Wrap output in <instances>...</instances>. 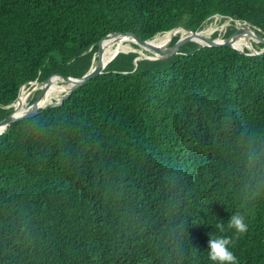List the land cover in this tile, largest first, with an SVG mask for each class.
Masks as SVG:
<instances>
[{
    "label": "trees",
    "instance_id": "trees-1",
    "mask_svg": "<svg viewBox=\"0 0 264 264\" xmlns=\"http://www.w3.org/2000/svg\"><path fill=\"white\" fill-rule=\"evenodd\" d=\"M215 15L264 35V0H0V121L23 84L84 75L111 32L151 39ZM138 56L0 134V264H211L209 235L264 264V53L188 41Z\"/></svg>",
    "mask_w": 264,
    "mask_h": 264
},
{
    "label": "water",
    "instance_id": "water-1",
    "mask_svg": "<svg viewBox=\"0 0 264 264\" xmlns=\"http://www.w3.org/2000/svg\"><path fill=\"white\" fill-rule=\"evenodd\" d=\"M228 19L232 20V18H228ZM235 22H238L241 25L243 24L244 26H242V27L237 26L236 31L233 32L229 36H226V37L217 36L214 38L213 37L206 38L203 35H201V32L203 29L193 30V29L187 28L183 25H179V26H176V27L172 28L171 30L165 32V33H171V36H170L169 40L162 45L155 44L152 42L153 39H155L160 34H157L155 37H153L151 39H142L138 35H136L135 33L131 32V31H128V32H111L99 42V48L93 57L92 65H91L90 69L84 75H82L81 77H73V76H66V75L54 76V77H58L60 79V81H62L64 84L68 85L66 92L64 93L63 97L59 101H55V102L47 103V104L43 103V98L45 97L46 91L50 87L54 77H50L46 81H40V80L36 79L34 81H30V82L23 84L20 88L17 100L6 106V107H13V111L7 117H5L4 119H2L0 121V134L4 133L7 130V128L11 124H13L14 122H16L18 120H22V119L27 118V117L34 116L38 113L39 110H43V109H46L49 107L62 105L63 102L65 101V99H67L76 88L83 85L89 79H91V78H93L99 74L104 73V71L107 68V66L109 65V63L111 61H113L117 57V55L121 52H123V53H128L131 51L138 52L139 56L135 59L136 65H137V61L140 59H143V58H147V59L170 58V57L180 53L181 47L188 41H195V42L199 43L201 47H203V46H230V47L237 49L241 53H246L248 55L263 54L264 53V35L258 33V31L260 29L256 26H254L251 22L246 21V20H235ZM180 29L184 30L186 32V34L179 33L178 40L174 44H171L174 37L177 35L176 31H178ZM165 33H161V34H165ZM242 34H247L251 39L250 40L251 46L246 47V49H240L234 45V41L236 39H238V37H240ZM111 36L118 37L119 39H124V40L126 38H128V39L132 40V43H134L138 46L137 48H141V49L143 48L142 49L143 51L140 52L137 49L130 50V51H124V50L117 51L114 54V56H112L109 59H105L104 58L103 42ZM254 42L263 43V46L261 48H259L254 44ZM144 50H146L147 52H151V54L145 52ZM28 84L29 85L43 84L44 87L40 90V93L37 96V98L32 103H30L24 111L18 112L17 107H15L14 105L17 102H19L22 89L24 86H26Z\"/></svg>",
    "mask_w": 264,
    "mask_h": 264
},
{
    "label": "bare ground",
    "instance_id": "bare-ground-1",
    "mask_svg": "<svg viewBox=\"0 0 264 264\" xmlns=\"http://www.w3.org/2000/svg\"><path fill=\"white\" fill-rule=\"evenodd\" d=\"M215 20H216V18H215ZM229 22H231V20H229L223 26L226 27V25L229 24ZM237 24H238V27L244 26L243 24L241 25L238 22H237ZM211 28L212 27L203 29L201 32V35H203L205 37V34L208 33L211 30ZM179 33L186 34V32L182 29L176 31V34H179ZM170 36H171V33H165L163 35H158L155 39H153L152 42L155 44L162 45L164 42H166L170 38ZM112 40H113V42H112ZM104 43H105V46H104V58L105 59L111 58L112 56H114V54L117 51H122V50L130 51V50H134V49H137L140 52L143 51L142 50L143 48L141 49V48L135 47L132 43V40H130L128 38H126L124 40V39H119L118 37L111 36V37L107 38L104 41ZM240 49H243V48H240ZM43 87H44L43 84H33L32 87H29V85L24 86L22 89L21 95H20L19 102H17L14 105L15 107H17L18 112L24 111L28 107L34 93H36L37 90H41ZM67 88H68V85H66L62 81H60L59 78H53L52 83H51L50 87L48 88V90L46 91V93L50 97H52V99H53L52 102H55V101H59L63 97Z\"/></svg>",
    "mask_w": 264,
    "mask_h": 264
},
{
    "label": "clouds",
    "instance_id": "clouds-1",
    "mask_svg": "<svg viewBox=\"0 0 264 264\" xmlns=\"http://www.w3.org/2000/svg\"><path fill=\"white\" fill-rule=\"evenodd\" d=\"M228 227L238 233H245L248 229L245 216L239 212L233 213L228 220ZM216 229L223 232L224 224L218 223ZM231 243V239L227 236L209 235L207 256L211 264H239L238 257L230 247Z\"/></svg>",
    "mask_w": 264,
    "mask_h": 264
},
{
    "label": "rangeland",
    "instance_id": "rangeland-1",
    "mask_svg": "<svg viewBox=\"0 0 264 264\" xmlns=\"http://www.w3.org/2000/svg\"><path fill=\"white\" fill-rule=\"evenodd\" d=\"M215 18H216V20H215ZM228 21H229V19H223L221 16L216 15L211 20H209L207 23H205V25H204V27L202 29L209 28V27H215L216 28V31L211 35V37H213L215 33H218V36H220V37H226L225 36V33L228 31V29L230 27H235L236 28L238 26L237 22H233L231 20V22H229V24H227L226 27H224L223 25L226 24ZM160 35H163V34H160ZM254 43H256V44H258L260 46L259 42H254ZM133 45L135 47H138L134 43H133ZM144 51L147 52L146 50H144ZM147 53L151 54V52H147ZM32 86H33V84L32 85H29V87H32ZM39 93H40V90H37L36 93H34L32 99L35 96H38ZM30 103H31V101H30Z\"/></svg>",
    "mask_w": 264,
    "mask_h": 264
},
{
    "label": "built area",
    "instance_id": "built-area-1",
    "mask_svg": "<svg viewBox=\"0 0 264 264\" xmlns=\"http://www.w3.org/2000/svg\"><path fill=\"white\" fill-rule=\"evenodd\" d=\"M216 16V15H215ZM220 16V15H219ZM222 17V16H221ZM230 20V19H229Z\"/></svg>",
    "mask_w": 264,
    "mask_h": 264
}]
</instances>
